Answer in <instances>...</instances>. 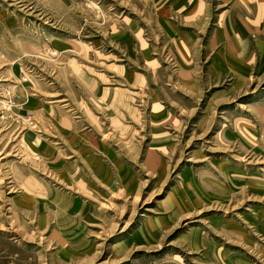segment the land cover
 Here are the masks:
<instances>
[{
    "label": "rangeland",
    "instance_id": "1",
    "mask_svg": "<svg viewBox=\"0 0 264 264\" xmlns=\"http://www.w3.org/2000/svg\"><path fill=\"white\" fill-rule=\"evenodd\" d=\"M151 7L0 0V264H264V60L191 98Z\"/></svg>",
    "mask_w": 264,
    "mask_h": 264
},
{
    "label": "crops",
    "instance_id": "2",
    "mask_svg": "<svg viewBox=\"0 0 264 264\" xmlns=\"http://www.w3.org/2000/svg\"><path fill=\"white\" fill-rule=\"evenodd\" d=\"M148 1L162 41L178 67L177 84L184 92L187 88L185 94L191 98L197 80L193 64L206 63L205 73L217 82L227 73L242 78L254 60L256 64L264 60V0Z\"/></svg>",
    "mask_w": 264,
    "mask_h": 264
}]
</instances>
